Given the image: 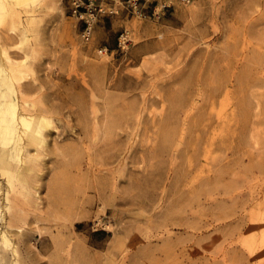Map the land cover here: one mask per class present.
<instances>
[{"label": "rangeland", "instance_id": "obj_1", "mask_svg": "<svg viewBox=\"0 0 264 264\" xmlns=\"http://www.w3.org/2000/svg\"><path fill=\"white\" fill-rule=\"evenodd\" d=\"M4 3L16 78L53 115L27 183L0 168L14 259L264 264V0Z\"/></svg>", "mask_w": 264, "mask_h": 264}, {"label": "bare ground", "instance_id": "obj_2", "mask_svg": "<svg viewBox=\"0 0 264 264\" xmlns=\"http://www.w3.org/2000/svg\"><path fill=\"white\" fill-rule=\"evenodd\" d=\"M11 18L12 15L6 10L4 0H0V27L10 22L9 32L20 37L11 24ZM11 39L9 34L0 35V168L5 172L8 189L13 188L15 179L27 183L21 174H26L23 171H28L30 162L34 159L39 160V155L31 152L30 147H34L35 152L39 153L45 143L46 129L53 125L51 122L53 115L46 106L28 100L26 86L16 78L17 71L29 62L30 56L26 53L21 57L22 61L12 58L9 55L11 44L7 43ZM5 219L3 216L0 220ZM2 232L0 264H20L14 259L17 252L12 250L13 257L11 255V247L15 246H12L11 236L8 231Z\"/></svg>", "mask_w": 264, "mask_h": 264}, {"label": "built area", "instance_id": "obj_3", "mask_svg": "<svg viewBox=\"0 0 264 264\" xmlns=\"http://www.w3.org/2000/svg\"><path fill=\"white\" fill-rule=\"evenodd\" d=\"M73 6H74V14L79 15L81 18H84V12H82V9H85L89 12V17H93L95 12L100 13H106L107 11L102 7L98 6L96 7L95 0H73ZM84 11V10H83ZM86 29L82 34V39L85 42H89L92 35V23L91 20L88 19L86 21Z\"/></svg>", "mask_w": 264, "mask_h": 264}]
</instances>
